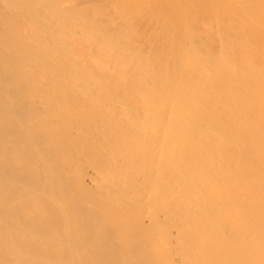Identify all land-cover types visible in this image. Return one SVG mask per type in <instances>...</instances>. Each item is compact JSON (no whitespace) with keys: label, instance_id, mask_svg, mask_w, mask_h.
Instances as JSON below:
<instances>
[{"label":"bare ground","instance_id":"bare-ground-1","mask_svg":"<svg viewBox=\"0 0 264 264\" xmlns=\"http://www.w3.org/2000/svg\"><path fill=\"white\" fill-rule=\"evenodd\" d=\"M71 1L0 0V264H264V0H120L111 67Z\"/></svg>","mask_w":264,"mask_h":264},{"label":"rangeland","instance_id":"rangeland-1","mask_svg":"<svg viewBox=\"0 0 264 264\" xmlns=\"http://www.w3.org/2000/svg\"><path fill=\"white\" fill-rule=\"evenodd\" d=\"M57 2L55 3H52V4H54V6H56V4L58 3H60V4H62L61 3V0H56ZM72 2V1H71ZM70 2V3H71ZM64 3V2H63ZM69 3V4H70ZM74 3V7H75V9L76 10H79V12L81 13V11H82V13L80 14V13H78L79 15H83L84 16V18H83V16H80V17H74V16H76V15H73V17L72 16H67V17H65V19L66 18H70V20H64V21H62V22H64V25L65 26H63V23L61 22V19H60V17H63L62 15L60 16V17H58L57 15V10H59V6H61V5H58L57 4V6L58 7H56L57 8V10L56 9H54V10H52V11H55L56 12V16H53V18H54V21L52 22V23H48V26L50 27V26H53L54 25V27L52 28V27H50V28H52V30H56V27H58V28H60L59 26H61V28L65 31V33H66V35L65 36H67L68 38H73V39H81V40H78L79 42H81V43H83L82 45H84L85 43H86V46L88 47V45L89 44H91V45H96V43L94 42V41H98V36H99V38H100V40H101V38H102V36H103V32H105V30L103 31L102 29H103V27H104V24H105V26L107 25L106 24V22H103V20L105 19L106 20V15H107V17L110 19H112L113 21H114V23L116 22V23H118V24H122L123 23V20L122 19H124V17L123 18H120L121 16L117 13V9L116 8H118V7H116L117 5V3H119L120 4V0L118 1V0H74V2H72L71 3V5ZM116 3V4H115ZM52 4H50V5H52ZM68 4V3H67ZM67 4H66V6H67ZM44 5V4H43ZM42 5V6H43ZM64 5H65V3H64ZM116 5V6H115ZM121 5V4H120ZM63 6V5H62ZM97 7L98 9H99V7H100V10H101V12L99 11V12H96V13H94V11H93V9H92V7ZM49 7V6H48ZM116 7V8H115ZM41 9V8H40ZM49 9V8H48ZM51 9H52V7L49 9L50 11H51ZM116 9V10H115ZM92 11V12H91ZM87 13V14H86ZM104 13V14H103ZM69 15V14H68ZM78 15V16H79ZM102 15H104V16H102ZM72 17V18H71ZM53 18H51V19H53ZM60 20V22L58 23L57 22V20ZM72 19V20H71ZM63 20V19H62ZM56 21V22H55ZM67 21H70V23L69 22H67ZM51 22V21H50ZM65 22H67V23H65ZM69 23V24H68ZM151 24H153V22H151ZM151 24H148V25H144V24H139V25H141L142 27V29H144V31H145V36H143L142 38H140V37H137V39L136 38H134L135 40H136V43L137 42H140V43H138V45L139 46H141V47H144V48H147V49H143L144 51H146L147 53H148V51H150L151 49H148V48H152L153 46H156L155 45V41L157 40L156 38V40L154 41L153 40V32H152V30H154V28H153V25H154V27L156 26L155 24H153L151 27V29L152 30H150V25ZM103 26V27H102ZM101 29H100V28ZM140 27V26H139ZM157 27V26H156ZM155 27V30L157 29ZM105 29V28H104ZM108 28L106 27V30H107ZM141 29V30H142ZM51 29H49V32L51 33L52 31H50ZM54 30V33H57V31H55ZM61 29H59V31H60ZM110 31V30H109ZM62 32V31H61ZM107 32L108 31H106L105 33L107 34ZM149 33H151V34H149ZM61 34V33H60ZM63 34V33H62ZM62 34L61 35H59L60 37L59 38H61V36H62ZM98 35L97 37H96V35ZM102 36H101V35ZM146 34H147V36H146ZM149 34V35H148ZM156 34V33H155ZM57 35V34H56ZM94 36L93 37V39H92V36ZM108 35H109V33H108ZM156 36V35H155ZM151 37H152V39H151ZM141 40H140V39ZM133 39V40H134ZM85 40V41H84ZM83 41V42H82ZM90 42V43H89ZM134 42V41H133ZM149 42V43H148ZM95 43V44H94ZM147 43V44H146ZM157 43V42H156ZM88 44V45H87ZM109 44V43H108ZM135 44V43H134ZM141 44V45H140ZM153 44V45H152ZM136 45V44H135ZM138 45H136V46H138ZM150 45H152V46H150ZM98 46H99V44H98ZM95 47L97 48V46H94V49L92 48V50L90 49V45H89V47H88V49H87V51L89 50L91 53H89V51H88V54H92L91 55V60H93L95 63H97V65L98 64H101V65H105V64H107L106 66L107 67H111L112 66V62H110L111 60H110V58L108 57V56H106L105 54L106 53H110V51L112 50V52H111V54L112 53H114L115 52V49L113 48H111L110 50H109V47H107V45H106V47H105V49H103V51H102V54L98 57L97 56V54H98V50L100 49L99 47V49H96L95 50ZM106 48H108V49H106ZM93 50H95L93 53H95V54H93L92 53V51ZM151 51H153V48H152V50ZM97 53V54H96ZM105 55V57L103 56V58H104V60H103V58H101V56L102 55ZM99 55V54H98ZM113 55V54H112ZM59 58V57H58ZM97 58V59H96ZM79 59V58H78ZM80 59H84V57H80ZM100 61H99V60ZM58 60V59H57ZM103 60V61H102ZM99 61V62H98ZM103 63H102V62ZM105 61H107V62H105ZM66 64H68V63H66ZM57 65V64H56ZM55 65V66H56ZM103 65V66H104ZM57 66H59V65H57ZM58 68V67H57Z\"/></svg>","mask_w":264,"mask_h":264}]
</instances>
